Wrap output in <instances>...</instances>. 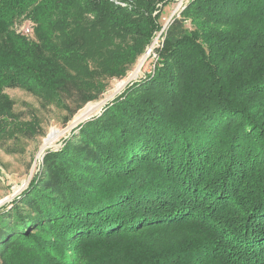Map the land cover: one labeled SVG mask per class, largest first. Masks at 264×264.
<instances>
[{
  "label": "trees",
  "instance_id": "obj_1",
  "mask_svg": "<svg viewBox=\"0 0 264 264\" xmlns=\"http://www.w3.org/2000/svg\"><path fill=\"white\" fill-rule=\"evenodd\" d=\"M173 1L0 0V113L98 99ZM156 55L0 208V264H264V0H188Z\"/></svg>",
  "mask_w": 264,
  "mask_h": 264
},
{
  "label": "rangeland",
  "instance_id": "obj_2",
  "mask_svg": "<svg viewBox=\"0 0 264 264\" xmlns=\"http://www.w3.org/2000/svg\"><path fill=\"white\" fill-rule=\"evenodd\" d=\"M187 1L175 0L163 9L160 18L162 27L156 31L149 55L141 70H138V65L145 53L123 79L111 80L107 90L98 99L86 103L73 112V115H70L75 106L72 105V101L69 103V108L72 109L70 111L47 104L20 88L5 90L12 102V107L9 113L11 117L6 112L0 113V208L4 205H8L9 208L10 202L28 187L48 151L51 149L57 151L61 147L59 143L67 138L69 133L78 132L80 124L74 123L75 118L87 106L101 103L100 107L87 117L97 115L107 101L123 92L129 82H136L152 72L157 56L156 49L160 46L162 34L174 19L179 18ZM24 27L18 29L22 30ZM52 130H57L59 135L50 146L57 147H47L40 155L41 146Z\"/></svg>",
  "mask_w": 264,
  "mask_h": 264
},
{
  "label": "bare ground",
  "instance_id": "obj_3",
  "mask_svg": "<svg viewBox=\"0 0 264 264\" xmlns=\"http://www.w3.org/2000/svg\"><path fill=\"white\" fill-rule=\"evenodd\" d=\"M121 86V85H120ZM119 89V88H118ZM115 91V90H114ZM118 91V90H116ZM111 97V96H110ZM100 104H94L89 105L85 110H83L76 118L74 123L80 122L85 117L89 116L91 113H93L95 110H97L100 107ZM66 132V131H65ZM59 135V132L57 130H52L50 135L44 140V143L41 146L40 152H43L50 144H52L53 140L57 138Z\"/></svg>",
  "mask_w": 264,
  "mask_h": 264
},
{
  "label": "water",
  "instance_id": "obj_4",
  "mask_svg": "<svg viewBox=\"0 0 264 264\" xmlns=\"http://www.w3.org/2000/svg\"><path fill=\"white\" fill-rule=\"evenodd\" d=\"M149 50H150V46L146 48V51H145L144 57H143V59L141 60L140 64L138 65V70H139V69L141 70V67H142L144 61L146 60V58H147L148 55H149ZM135 81H136V80H135ZM133 83H134V81H131V82H129V83L127 84V86H128V85H132ZM125 88H126V87H125ZM125 88H124V89H125ZM124 89H123V91H124ZM119 94H121V92H120ZM114 99H115V97H114L113 99L107 101L106 104L102 107V109L98 111V114H97V115L87 117V118H85L84 120H81V121L79 122V124L82 125V124H84V123H86V122H88V121H90V120L96 118L97 116H99V115L103 112V110H104V108L106 107V105H107L109 102L113 101ZM81 123H82V124H81ZM70 135H71V134L69 133L68 136H67V138H68ZM67 138H64V139H67ZM64 139H63V140H64ZM63 140H62V141H63ZM62 141L59 143V146H62ZM50 147H57V146H56V145L48 146V148H50ZM51 150H52V149H51ZM42 153H43V152H40V155H41Z\"/></svg>",
  "mask_w": 264,
  "mask_h": 264
},
{
  "label": "built area",
  "instance_id": "obj_5",
  "mask_svg": "<svg viewBox=\"0 0 264 264\" xmlns=\"http://www.w3.org/2000/svg\"><path fill=\"white\" fill-rule=\"evenodd\" d=\"M22 32L24 33V34H29L30 33V28L28 27H24L23 29H22Z\"/></svg>",
  "mask_w": 264,
  "mask_h": 264
}]
</instances>
